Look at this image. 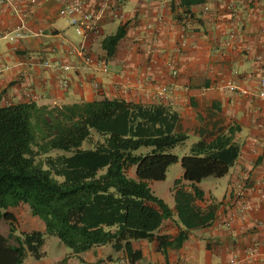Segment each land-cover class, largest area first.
<instances>
[{"label": "crops", "instance_id": "1", "mask_svg": "<svg viewBox=\"0 0 264 264\" xmlns=\"http://www.w3.org/2000/svg\"><path fill=\"white\" fill-rule=\"evenodd\" d=\"M37 1L22 7L23 18L7 4H0V107L27 102L25 91L37 94L33 102L39 106L104 96L142 105L161 104L175 113V129L187 137L199 140L232 128L239 155L227 173L208 186L203 182L210 177L194 186L182 179L174 183L168 192L170 200L161 198L172 214L150 240H131L118 251L110 244L79 254L64 248L58 255L49 254L43 243L40 258L24 253L19 264L264 261V206L257 196L258 186L264 190V100L225 87L233 82L254 90L264 71V0H107L98 35L85 42L86 50L106 63V73L83 64L70 49L68 42L76 46L83 39L81 31L58 14L63 0ZM101 1L86 0L85 7L96 12ZM20 20L25 24V36L15 41L3 39L1 35L15 30ZM70 26L76 33L69 32ZM120 26L123 36L108 55L103 40ZM76 34L79 41L74 40ZM44 60L73 67L67 87L60 84L62 73L43 66ZM172 68L177 70L174 75ZM92 80L98 81V88L91 85ZM159 84L168 89L164 98L156 93ZM238 186L244 188L254 207L244 219L237 217L227 227L223 221L237 207L230 199ZM195 187L201 191L200 197ZM7 210L17 219L15 235L45 230L26 204ZM8 232L9 225L0 222V233L7 236ZM9 243L14 241L9 239ZM251 244L257 255L249 259L244 249Z\"/></svg>", "mask_w": 264, "mask_h": 264}, {"label": "trees", "instance_id": "2", "mask_svg": "<svg viewBox=\"0 0 264 264\" xmlns=\"http://www.w3.org/2000/svg\"><path fill=\"white\" fill-rule=\"evenodd\" d=\"M122 36L120 26L103 40L108 55ZM175 123L167 106L106 96L60 106L33 101L1 106L0 209L9 232L0 233V264H19L24 253L40 258L47 235L74 254L105 244L118 251L131 240L152 239L172 213L148 181L164 179L179 160L165 152L187 139ZM233 132L228 128L194 142L180 158L182 175L175 183L182 179L194 186L225 175L239 155ZM83 141L91 147L81 148ZM141 146L153 148L135 155ZM51 150L64 153L52 155ZM132 165L134 177L127 173ZM21 203L43 222V232L15 235L17 219L7 209Z\"/></svg>", "mask_w": 264, "mask_h": 264}, {"label": "built area", "instance_id": "3", "mask_svg": "<svg viewBox=\"0 0 264 264\" xmlns=\"http://www.w3.org/2000/svg\"><path fill=\"white\" fill-rule=\"evenodd\" d=\"M46 1V0H43ZM37 0H0V4H7L10 6L13 13H15L18 18H23L21 11L23 6H33L37 4ZM86 0H66L61 1V6L58 9V14L60 16L66 17L70 25L74 26L76 29L81 31L82 42L78 45H72L68 42V45L72 51L79 54L82 59L83 64L96 67L102 72H108V66L99 58H94L87 50L85 42L89 39L95 38L100 31V20L105 13L107 7V0H102L98 5L96 12L89 11L86 7ZM264 33V29H262ZM25 36V24L23 20H20L18 27L10 32L3 33L1 37L8 41H15L21 37ZM43 66H51L55 68L56 71L62 73L60 77V84L62 87H67L69 83L68 73L73 67L71 65L62 64H52L49 60L42 61ZM172 74H176V68L171 69ZM94 88L99 87V83L96 80L90 81ZM226 89L229 91H238L241 94L249 96L251 98L257 97L258 99L264 100V71L258 77L256 81V88L254 90H246L238 87L233 82H227L225 85ZM167 87L164 84H159L156 88V93L159 97L164 98L167 93ZM24 97L28 101H34L37 98V94L32 91H25ZM242 186L234 188V193L231 196L230 202L232 205L237 204L235 210H230L229 214L223 221V224L227 227L231 226L237 217L244 219L246 214L253 209V202H251L249 197L245 195ZM258 199L264 206V190L258 186L257 192ZM258 224V223H257ZM250 229V228H247ZM246 229V230H247ZM245 254L249 259L256 257L257 249L254 244L247 245L244 249ZM229 264L235 263V258H231L228 262ZM100 264V263H99ZM254 264H264V261Z\"/></svg>", "mask_w": 264, "mask_h": 264}, {"label": "rangeland", "instance_id": "4", "mask_svg": "<svg viewBox=\"0 0 264 264\" xmlns=\"http://www.w3.org/2000/svg\"><path fill=\"white\" fill-rule=\"evenodd\" d=\"M73 31H74L73 27L70 26L69 32H71V34H72ZM74 33H76V32L74 31ZM74 40L79 41L80 36L78 34H76L74 37ZM196 140L197 139L193 138L192 135H188L187 139L182 144H179L173 148H169L165 151L166 153H172V154L177 155L179 157V160L176 163L171 164L167 168L164 179L150 181V187L152 188L154 195H156L157 197L163 198V200L165 198L167 201L170 200L171 196L168 194L169 189L174 186L175 180L178 179V176L181 175V173H182L180 158L182 156H184L185 154L189 153V150H190L192 144L194 142H196ZM90 147H91V145L88 141L82 142L81 148L87 149ZM152 148L153 147H151V146H141L138 149H136L133 153L135 155L145 156L152 151ZM61 153H64V152L62 150H51L50 151V154H52V155L61 154ZM134 172H135V165H132L128 169V173L130 174L131 177H133ZM214 179H218V178L210 177V178L205 179L203 183H208V184H205V186H208V185H210V181H212ZM1 212H2V210L0 209V222H4L2 220V217H1ZM17 229H18V227H17ZM19 233L20 232H18V234ZM44 241H45L44 242L45 243V250L49 254L58 255V254L62 253L64 248L70 250L67 246L62 244V242L55 236H48L47 235V236H45ZM13 244L15 245V243H13ZM24 255L25 254H23V257H24Z\"/></svg>", "mask_w": 264, "mask_h": 264}]
</instances>
